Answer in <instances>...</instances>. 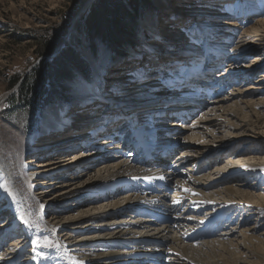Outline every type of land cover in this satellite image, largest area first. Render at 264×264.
I'll list each match as a JSON object with an SVG mask.
<instances>
[{"label": "bare ground", "instance_id": "1", "mask_svg": "<svg viewBox=\"0 0 264 264\" xmlns=\"http://www.w3.org/2000/svg\"><path fill=\"white\" fill-rule=\"evenodd\" d=\"M247 12L251 10H246L244 17ZM211 15L221 16L216 11ZM143 24L148 31L155 30L151 18ZM226 24L235 27L238 23ZM230 30L234 34L222 37L230 54V64L220 73L222 65L219 71H211L220 59L211 60L199 72L195 64L202 53L220 57L214 41L207 38L198 44L194 39L187 41L177 36L172 42L180 43L183 52L180 56L178 52L174 54L178 59H174L170 68L185 67L190 74H174L170 78L155 76L157 80L153 77L139 82L141 99H155L143 103L149 108L144 112L145 107L131 103L136 111L131 114L128 106L122 109L116 100L107 98L105 104L110 110L96 124H104L103 131L109 134L100 140L93 134L92 139L96 141L83 144L89 150L71 160L48 159L37 164L36 170L29 171L24 164V154L30 145L26 134L19 126L7 125L0 116V164L6 172L0 193L4 188L11 190L12 202L5 208L15 215L12 222L9 218L7 223H0V230L3 233L18 225L26 230L25 238L15 239L4 249L0 264H264V233L255 237L257 225L253 224L257 223L247 226L250 218L243 212L247 202L257 208L254 214H264V192L255 191L256 183L264 179V75L245 86L237 85L234 79L243 82L240 76L243 68L238 65L244 56L248 55L249 59L250 52L264 46V28H250L237 39L233 28ZM253 63L247 69L253 70L259 61L255 58ZM245 77L248 80L250 74ZM221 78L225 81L221 82ZM199 98L203 100L198 101ZM196 101L200 105L193 104ZM117 108L119 111L115 113ZM173 111L183 115L174 116ZM171 118L181 123L173 119L167 127L166 120ZM188 120L190 123L182 124ZM66 121L59 113L55 118L50 117L48 123L55 129ZM125 122L130 124L129 128ZM139 134L156 141V152L169 146L174 153L167 152L165 159L156 157L149 165L134 164V154L130 151ZM61 139L44 147L65 142L64 148L68 150L67 144L71 146V141H92L87 133ZM98 143L100 147H95ZM175 152L178 153L173 158ZM167 161V170L166 166L155 169L156 164ZM201 165L209 169L198 175L197 167ZM249 177H256L254 184L247 183ZM148 178L175 185L177 190L172 196L180 207L170 204L165 194L139 193L135 182L140 179L142 184ZM35 182L44 184L39 192ZM155 199L172 221L159 224L140 217ZM54 205L57 213L51 211ZM43 209H49L48 216H43ZM232 210L242 216L240 223L234 224L236 217ZM202 220L205 225L213 224L222 230L215 239L199 242L195 248L185 238L203 228L197 225Z\"/></svg>", "mask_w": 264, "mask_h": 264}, {"label": "rangeland", "instance_id": "2", "mask_svg": "<svg viewBox=\"0 0 264 264\" xmlns=\"http://www.w3.org/2000/svg\"><path fill=\"white\" fill-rule=\"evenodd\" d=\"M96 1L0 0V116L4 118L3 120H5L7 125L19 126L26 134L30 145L26 148L24 154V164L29 171L36 170L37 164L48 159L54 158L57 161L59 159L78 157L81 152L83 154L89 150L83 144H90L96 141V139L93 141L92 138V141H71V146H69L70 143L67 144L68 150L64 148L65 142L59 143L60 145L44 147L46 144L54 143L56 139L82 136L83 133L91 136V133L94 132L97 135V139L100 137V140L109 134V131H107L98 136V127L102 130L104 124L101 126L96 124L110 110V107L105 102L107 98L116 100L117 106L121 105L122 109L128 106L131 114L136 112L133 111L134 108L131 103H137L136 107H145L143 103L147 99H154L152 97L141 99L143 93L138 88L139 82L148 81L153 77V79L157 80L158 78L155 76L170 78L174 74L180 75L178 73L171 75L169 72V69H171L169 64L173 66L172 62L176 58L174 54L178 52L180 56L181 52H183L180 43L172 42L176 40L177 36H181L187 41L194 39L198 44H202L207 38L214 41L215 46L220 51V57L224 54L222 56L224 62L220 63V60H218L215 64L217 65L216 67L222 65L221 68L218 67L220 71L215 67L211 71L218 70V73H220L225 70L226 65L230 64V54L222 37L227 36L226 34L228 33H233L230 30L231 28L236 34V39L237 36L250 28L252 30L264 28V0H150L151 5L143 6L141 11L137 13L134 22H128L133 29V33H124L125 36H122L121 39L122 44L116 48V46H112L111 43L114 44L115 41L112 42L111 39L103 41L98 37L91 40V35L87 31L85 17L89 14L92 5ZM213 6L220 7L214 8ZM248 9L251 12H247L246 14L249 16L244 17L243 13ZM215 11L220 13L221 16L211 15ZM215 17L218 18L214 19ZM149 18L156 25L153 32L148 31L149 29L143 24L148 22ZM146 19L148 20L145 21ZM226 22H237L238 24L232 27ZM57 33H65L64 39L57 49L60 48L59 51L63 48L73 49L87 63L88 68H85L84 73L71 70V75L66 81L63 79L61 81L50 79L48 85L56 86L55 92L57 96L53 95L61 98V101L56 98L57 102L53 101L52 104L45 103V105H42L41 102H36L38 99L34 96L35 102L30 106H19L17 104L14 108H9L6 100L13 94L16 95L15 92L32 69L47 66V62L44 61H48L51 56L57 53V49L54 54L48 52L50 47L48 40ZM247 56L240 60L241 63L238 62L240 63L238 66L243 68L240 69L242 73L240 76H243V82L239 78H234L238 81L237 85H250L264 75V46H258L257 49L250 52L249 59H247ZM90 57L93 58L90 60ZM220 57L214 56L213 53L210 54V57L208 53H202L196 64L202 66L205 62H210ZM255 58L259 63H255L253 70L247 69L249 64H254ZM180 69L181 66H174L173 70L178 72ZM202 70L204 68H200L198 71ZM162 71L165 72L164 75H161ZM252 71L253 75L251 76ZM244 73L250 74L248 80L247 77L244 78ZM219 80L223 82L225 78ZM156 82L158 83V81ZM13 84H15L14 87L12 86ZM233 84L236 85V83ZM129 87L127 94H123ZM35 88L33 86V90H36L35 93L39 92ZM46 98L45 96L43 100L45 101ZM62 98L64 102H62ZM88 99H91V101L88 102ZM76 101L80 103L78 104ZM147 109L149 108L145 107L142 111L144 112ZM90 111H93L91 116L86 115ZM118 111L119 108L116 109L115 113ZM59 113L68 121L61 124V126L65 125L63 128L60 126L54 129L50 126L51 122L48 123V121H50V117L55 118ZM173 119L175 118L166 120L167 127ZM190 121L188 120L182 124H188ZM125 123L129 128L130 124ZM176 123L181 122L176 120ZM116 133L113 132V134ZM96 135L94 138H96ZM59 146H62L64 150ZM52 147L53 149L49 150ZM74 147L75 149H72ZM95 147H100V143L95 144ZM177 153L175 152L173 158ZM226 157L227 154L225 155ZM169 162H172V159H169ZM167 165L168 161L158 165L155 169L166 166L165 170H167ZM5 177V168L0 164V183ZM255 178L249 177L247 183L254 184ZM34 184L37 185V192L44 186V184L39 182ZM255 187L257 188L256 192H264L262 190L264 188V179L257 182ZM9 191L11 192L10 189L4 188V194L3 192L0 193V206H3L0 209V223H7L9 218L12 222V217L15 216L11 215L12 212L5 208L12 202V193ZM244 204L246 205H243V212L250 218V220L247 219V226H251L252 222H256L257 224H253L257 225L253 235L261 237L264 233V220L263 222L261 221L264 214L256 213V215L253 213V211H256V207L252 206L251 203L247 204L245 202ZM56 210L58 209L55 205L51 207L52 212L57 213ZM49 212V209H43L42 214L46 217ZM232 214L236 217L234 224L240 223L242 216H237L233 210ZM202 217L200 216V218ZM203 222L204 220L197 225L200 227L204 226L205 223ZM244 222L243 220V224ZM11 225L10 223L8 227ZM25 233L26 230L22 228V225H18L11 230L7 229L3 233L1 232L0 237L3 236L4 239L0 240V258L4 253V249L23 236L25 238ZM194 247L197 248V245L195 246L194 244Z\"/></svg>", "mask_w": 264, "mask_h": 264}, {"label": "trees", "instance_id": "3", "mask_svg": "<svg viewBox=\"0 0 264 264\" xmlns=\"http://www.w3.org/2000/svg\"><path fill=\"white\" fill-rule=\"evenodd\" d=\"M150 5V0H97L92 5L89 14L85 17V25L88 33L91 35V40L98 37L103 41L111 39L112 42H116H114L115 45L111 43L112 46L118 48L122 44L121 39L122 36H125L124 33H133V29L129 26L128 22H134L137 13L141 11L142 7ZM64 34H54L48 40L50 44L48 52L50 54L55 53L57 47L64 39ZM44 62H47V66L32 69L29 73L30 75L26 76L24 82L15 92L16 95L13 94L6 100L9 108H14L17 104L19 106H30L35 102L34 96L38 99L36 102H41L42 105H45V103L52 104L53 101L57 102V99L61 101V98L55 97L56 86L48 85L50 79L59 81L63 79L66 81L71 75V70L84 73L85 68H88L83 58L71 48H63L51 56L48 61L45 60ZM12 86L14 87L15 84ZM33 86L39 92L35 93L36 90H33ZM45 96L48 99L46 98L44 101ZM62 102H64L63 98Z\"/></svg>", "mask_w": 264, "mask_h": 264}, {"label": "snow or ice", "instance_id": "4", "mask_svg": "<svg viewBox=\"0 0 264 264\" xmlns=\"http://www.w3.org/2000/svg\"><path fill=\"white\" fill-rule=\"evenodd\" d=\"M24 222H25L26 224L29 223V221H27V220H25Z\"/></svg>", "mask_w": 264, "mask_h": 264}, {"label": "water", "instance_id": "5", "mask_svg": "<svg viewBox=\"0 0 264 264\" xmlns=\"http://www.w3.org/2000/svg\"><path fill=\"white\" fill-rule=\"evenodd\" d=\"M59 49H60V48L57 49V52H59Z\"/></svg>", "mask_w": 264, "mask_h": 264}]
</instances>
